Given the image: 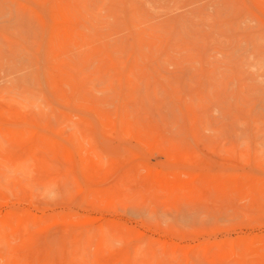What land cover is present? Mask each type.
Here are the masks:
<instances>
[{"label": "rangeland", "instance_id": "374dc122", "mask_svg": "<svg viewBox=\"0 0 264 264\" xmlns=\"http://www.w3.org/2000/svg\"><path fill=\"white\" fill-rule=\"evenodd\" d=\"M0 264H264V0H0Z\"/></svg>", "mask_w": 264, "mask_h": 264}]
</instances>
